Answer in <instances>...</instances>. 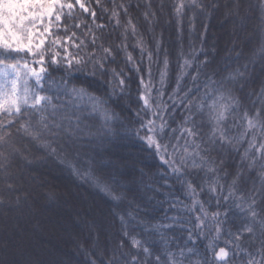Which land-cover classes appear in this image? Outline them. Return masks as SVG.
I'll return each instance as SVG.
<instances>
[{"label": "trees", "instance_id": "1", "mask_svg": "<svg viewBox=\"0 0 264 264\" xmlns=\"http://www.w3.org/2000/svg\"><path fill=\"white\" fill-rule=\"evenodd\" d=\"M116 2L128 7L129 17L137 28L138 35H129L126 41L127 52L131 53L133 62H127L124 51L116 50L121 43L123 28L109 30L104 33L103 42L105 47L112 46L115 60L104 63V72L93 64L81 65L80 70L73 68L72 80L75 87L84 88L89 94L107 101L106 107L118 119L105 127L89 107L79 105L63 94L60 85L65 72H53L52 81L55 83L49 81L45 84L46 91L41 94L52 96L53 104L60 109L57 119L73 130L76 146L69 149L62 140L58 147L49 140L55 149L53 152L43 146L44 140H33L21 132L12 137L14 150L0 149L11 152L7 171L0 169V200L4 201L0 204V264H110L120 242L124 243L120 251H138L131 247L125 232L141 240L155 255L165 251L167 242L168 250L173 252L179 248L192 249L211 259L212 253L206 249L216 236V227L221 230L219 238L214 241L218 249L225 246V242L231 243L233 238L228 233L235 232L236 225L244 223L243 213L232 206L224 223L213 224L211 216L218 210L214 196L198 188V199L204 203L209 218L205 220L203 233L197 234L200 230L193 228V217L183 209V205L191 204V198L182 190V181L172 175L142 139L146 133L140 130L134 115L142 107L139 100L142 89L133 68L134 64L140 68L139 75H144L147 83L144 69L148 65V57L147 54L141 56L140 48L136 46L139 39L143 41L145 53L152 54L153 83L157 86L164 54H168L167 88L171 89L180 74L178 64L183 63L178 59L181 49L186 58H190L194 50L198 54L197 59L209 61V70L215 69L224 76L237 72L242 74L225 84V88L230 89L240 101L242 110L264 107L261 96L264 93V55L260 51L264 47V0H202V9H185L180 26L173 8L178 0ZM146 13L149 14L147 19ZM126 19L121 13V24H125ZM83 22L91 23L87 18ZM106 22V19L97 21ZM70 31H76L80 39L87 35L80 36L78 29ZM96 35L100 33L97 31ZM190 45H194V49ZM69 51L74 50L70 47ZM96 54L99 56L100 52ZM112 70L124 73L123 88L117 84ZM182 84L193 88L187 76ZM152 95L155 96L154 90ZM175 115V122L169 120V123L177 129L175 135L179 143L171 141L168 151L171 152L174 145L180 153L185 142L179 135L180 126L190 125L183 124L181 109H177ZM246 146H241L240 152L227 149L223 154L213 152L212 159L216 161L215 168L223 169L219 172L221 177L229 174L227 179L220 181L225 192L239 171L237 187L245 194L256 196L259 210L264 208V180L259 164L249 170L245 166L247 161L242 162ZM192 151L189 147L188 152ZM73 167L80 175L72 170ZM89 170L91 175H85ZM189 170L198 173L206 188L214 182V177L205 176L199 168ZM95 179L110 184L113 180L120 181L122 187L113 184V189L117 195L123 193L124 198L113 200L97 187ZM7 185L12 189L9 190ZM177 199L182 203H177ZM242 207H247V196ZM47 216L53 220L46 221ZM172 217L188 223L176 224ZM158 225L165 227L157 228ZM188 228L193 229L191 239L186 231ZM46 233L57 238L46 240L43 238ZM241 246L247 247V241L242 240ZM120 251H115V255L124 260ZM152 260L153 257H148L144 264H151ZM243 261L244 256L239 251L235 258H230V264H243Z\"/></svg>", "mask_w": 264, "mask_h": 264}, {"label": "snow or ice", "instance_id": "2", "mask_svg": "<svg viewBox=\"0 0 264 264\" xmlns=\"http://www.w3.org/2000/svg\"><path fill=\"white\" fill-rule=\"evenodd\" d=\"M173 8L180 26L185 9H202V0H178ZM121 13L127 18L125 24H121ZM148 15L145 14V19ZM84 18L91 23H84ZM104 19L106 23H97ZM72 21L79 22L71 23ZM121 28L122 39L116 50L124 51L127 62L131 63L133 57L127 52L126 41L129 35L135 37L138 33L129 17L128 7L123 3L118 4L116 0H0V149H12L13 135L21 132L33 140H44L43 146L53 152L55 149L49 140L58 147L62 140L69 149L76 146L73 130L57 119L60 109L53 104L52 96L41 94L46 91L44 85L52 81V74L57 70L65 72L60 85L64 95L70 96L79 105L89 107L100 117L105 127L118 119L106 107L107 101L89 94L84 88L74 86L72 69L80 70L81 65L93 64L101 72L106 71L104 63L114 61L115 56L111 45L104 46V33ZM70 29H78L80 36L87 35L85 39H80L77 32ZM97 31L99 36L96 35ZM142 45L143 41L138 39L136 46L140 48L141 56L147 54L148 57V65L144 69L147 83L145 76L139 75L140 68L134 64L133 70L138 74L142 89L139 97L142 107L134 115L140 124V130L146 133L142 137L146 146L159 156L172 175L182 181V190L191 198V204L183 205V209L193 217V228L200 230L198 235L203 233L205 220L209 218L204 203L198 199V188L201 192L207 191L214 196L218 210L211 216L213 224L224 223L232 206L243 213L244 223L236 225L235 232L228 233L233 238L231 243L225 242V246L218 249L214 241L219 238L221 230L216 227V236L209 241L206 249L212 253L211 259L192 249L179 248L173 252L168 250L167 242L165 251L161 255H155L141 240L125 232L124 236L130 240L131 247L138 251H120L124 247V243L120 242L115 251H120L124 260L117 257L114 251L110 264H144L148 257H153L151 264H230V258H235L237 251L244 256L243 264H264V208L258 210L256 196L245 194L243 189L237 187L241 175L239 171L231 179L225 192L220 181L222 178L227 179L229 174L225 173L221 177L219 172L223 169L215 168L216 161L212 159L213 152L223 154L226 149L240 152L241 146L247 145L243 148L241 160L247 161L245 166L249 170L255 169L259 164L260 175L264 180V107L242 110L240 101L230 89L225 88L227 81L242 74L237 72L235 75L224 76L220 71L209 70V61L206 58L202 61L197 59L198 54L194 50L191 57L186 58L181 49L178 59L183 63L178 64L180 74L171 89L167 88L169 60L165 53L157 86L153 83L152 54L145 53ZM70 47L74 51H69ZM159 47L157 43V50ZM190 47L194 49L195 46ZM97 51L100 52L99 56ZM260 51L264 55V47ZM112 74L117 78V84L123 88L124 73L112 70ZM185 76L191 81L193 88L182 84ZM153 90L155 96L152 95ZM261 96L264 98V93ZM177 109L182 110L183 124L190 125L180 126L179 135L185 141L180 153H177L174 145L173 150L168 151L171 141L179 143L175 135L177 129L169 123V120L175 122ZM229 117L232 119L229 120ZM233 132L237 134L233 135ZM189 147L193 149L192 152H188ZM10 155L11 152L0 151V169L7 171ZM190 168H199L205 176L214 177V182L206 188L198 173L190 171ZM72 170L80 175L75 167ZM84 174L91 175V170ZM194 180L197 183L194 184ZM94 183L113 200L124 198L123 193L117 195L113 189V184L122 187L120 181L113 180L110 184L95 179ZM7 187L12 189L11 185ZM252 192L255 193V188ZM245 196L246 208L242 207ZM176 202L182 203L178 199ZM2 203L4 201L0 200V204ZM221 208L224 209L223 212L219 211ZM171 219L176 224L188 223L176 217ZM120 220L124 224L122 216ZM160 227L165 226H157ZM186 231L190 233L191 239L193 229L188 228ZM242 240L247 241V247L241 246ZM193 256L196 259H192Z\"/></svg>", "mask_w": 264, "mask_h": 264}, {"label": "rangeland", "instance_id": "3", "mask_svg": "<svg viewBox=\"0 0 264 264\" xmlns=\"http://www.w3.org/2000/svg\"><path fill=\"white\" fill-rule=\"evenodd\" d=\"M30 84H31V81H30ZM45 219H46V221H47L48 219H49L50 221L53 220V218H51V216H47V217H45ZM30 234H31V233H30ZM29 236H31V235H29ZM28 238H29V237H28ZM30 238H31V237H30ZM43 238H45L46 240H47V239L50 240V239H52V238H57V236L46 233V234L43 235Z\"/></svg>", "mask_w": 264, "mask_h": 264}, {"label": "water", "instance_id": "4", "mask_svg": "<svg viewBox=\"0 0 264 264\" xmlns=\"http://www.w3.org/2000/svg\"><path fill=\"white\" fill-rule=\"evenodd\" d=\"M221 247H224V246H221Z\"/></svg>", "mask_w": 264, "mask_h": 264}]
</instances>
